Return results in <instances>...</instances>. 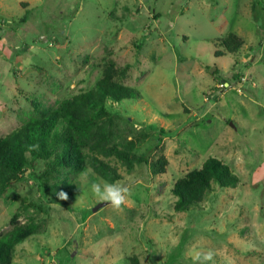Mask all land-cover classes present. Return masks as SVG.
Here are the masks:
<instances>
[{
  "label": "rangeland",
  "instance_id": "rangeland-1",
  "mask_svg": "<svg viewBox=\"0 0 264 264\" xmlns=\"http://www.w3.org/2000/svg\"><path fill=\"white\" fill-rule=\"evenodd\" d=\"M0 1L14 20L8 54L20 46L22 15L37 39L23 52L30 60L9 64L0 81V138L106 72L137 94L107 99L105 143L132 141L164 167L149 174L115 162L113 180L89 156L67 174L76 191L66 204L24 173L0 194V236L33 224L10 264H194L201 249L215 253L207 264H264V0H22L29 9ZM228 32L244 41L235 51L220 42ZM83 150L108 159L93 144ZM208 156L237 183H213L200 208L176 210L174 181ZM101 180L127 184L119 210L92 209L101 200L91 184Z\"/></svg>",
  "mask_w": 264,
  "mask_h": 264
},
{
  "label": "trees",
  "instance_id": "trees-1",
  "mask_svg": "<svg viewBox=\"0 0 264 264\" xmlns=\"http://www.w3.org/2000/svg\"><path fill=\"white\" fill-rule=\"evenodd\" d=\"M220 42L229 51L237 50L244 43L233 32L222 36ZM136 91L105 72L93 88L63 99L55 108L39 110V116L2 136L0 194L26 173L35 180L41 193L51 192L55 200L66 204L76 191L74 182L67 174L83 169L85 159L89 156L92 157L91 160L97 161L99 172L113 180L121 178L115 162L127 169L140 164L149 174L162 172V163L149 160L143 153H137L132 141L105 143L107 136L112 134L111 120L108 122L107 99L120 101L132 98L136 96ZM91 135H95L99 141L89 143ZM85 144H93L108 159L97 157L94 151L85 153ZM34 145L36 147H32ZM39 161L44 164L36 171L35 166ZM28 169L30 171L27 172ZM237 181L238 176L228 164L217 157L208 156L201 167L174 181V208L198 209L201 201L213 189V183L225 187L234 186ZM60 192L67 193V199L59 198ZM32 230L33 224L29 222L0 236V264H10L15 244Z\"/></svg>",
  "mask_w": 264,
  "mask_h": 264
},
{
  "label": "crops",
  "instance_id": "crops-1",
  "mask_svg": "<svg viewBox=\"0 0 264 264\" xmlns=\"http://www.w3.org/2000/svg\"><path fill=\"white\" fill-rule=\"evenodd\" d=\"M2 3V1H0ZM23 3L24 5L21 7L22 9H24L25 7L27 9L30 8L29 2L28 1H22L20 0V3ZM0 3V5H2ZM9 12H6V8L5 7H0V81L6 79L8 72L10 71L9 69V64L14 65L16 63L21 62H25L27 60L24 61V57H27L28 60H30L29 58L31 57V54H26L24 55L23 52L25 51H33L34 47H35V43L37 41L36 36L34 35V31L29 30V28H25L24 25L27 22V16H21L19 18H21V21H19L18 18V22H20L19 28H22V37H20V39H18L20 41V46L17 45V42H13L12 48L14 49V52H11V54H8V50L7 48V44L11 41V38L7 37L9 34V31L12 30L13 25H8L10 30H8L5 25H6V21L9 23H13L14 20L12 17H6L5 16H9ZM25 17V18H24ZM18 32V30L16 31ZM36 34L39 35V32L36 31ZM39 39V36H38ZM15 43V44H14ZM17 47H20V51L16 50ZM10 53V52H9ZM10 57V58H9ZM13 58V60H12ZM30 62V61H29Z\"/></svg>",
  "mask_w": 264,
  "mask_h": 264
},
{
  "label": "clouds",
  "instance_id": "clouds-1",
  "mask_svg": "<svg viewBox=\"0 0 264 264\" xmlns=\"http://www.w3.org/2000/svg\"><path fill=\"white\" fill-rule=\"evenodd\" d=\"M32 147H36L35 145ZM91 192L101 201L109 203L114 210H119L126 202L129 194V188L125 183L97 181L91 184ZM59 198L67 199V193H58ZM215 253L211 250H197L194 251L191 258L194 264H207L208 261L214 259ZM231 264V262H229Z\"/></svg>",
  "mask_w": 264,
  "mask_h": 264
},
{
  "label": "water",
  "instance_id": "water-1",
  "mask_svg": "<svg viewBox=\"0 0 264 264\" xmlns=\"http://www.w3.org/2000/svg\"><path fill=\"white\" fill-rule=\"evenodd\" d=\"M215 67V66H214ZM106 202H104V201H99V202H97L94 206H93V210H95V209H97L98 207H100V206H102V205H104Z\"/></svg>",
  "mask_w": 264,
  "mask_h": 264
},
{
  "label": "built area",
  "instance_id": "built-area-1",
  "mask_svg": "<svg viewBox=\"0 0 264 264\" xmlns=\"http://www.w3.org/2000/svg\"><path fill=\"white\" fill-rule=\"evenodd\" d=\"M224 85V80H221L220 82H219V87H221V86H223Z\"/></svg>",
  "mask_w": 264,
  "mask_h": 264
}]
</instances>
